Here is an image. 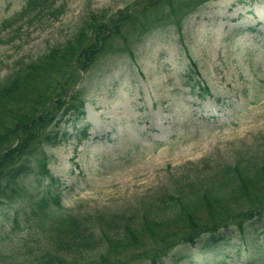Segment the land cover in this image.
<instances>
[{
  "label": "rangeland",
  "instance_id": "obj_1",
  "mask_svg": "<svg viewBox=\"0 0 264 264\" xmlns=\"http://www.w3.org/2000/svg\"><path fill=\"white\" fill-rule=\"evenodd\" d=\"M135 1L57 0L17 17L26 0H0V80L69 38L90 13ZM189 57L209 88L201 96L187 77ZM83 86L86 116L63 124L62 142L47 149L56 181L28 178L33 195L47 196L54 208L52 198H60L50 219L130 214L162 191L254 162L264 157V0L210 1L185 19L181 35L171 25L156 28L134 56L102 59ZM34 200H0V264H38L50 228L48 218L26 219ZM229 234L213 250L177 247L166 263L183 255L182 264H245L253 252L238 232ZM247 234L264 243V220Z\"/></svg>",
  "mask_w": 264,
  "mask_h": 264
},
{
  "label": "trees",
  "instance_id": "obj_2",
  "mask_svg": "<svg viewBox=\"0 0 264 264\" xmlns=\"http://www.w3.org/2000/svg\"><path fill=\"white\" fill-rule=\"evenodd\" d=\"M217 0H138L114 13H90L77 30L0 80V200L34 196L27 216L48 218L47 247L38 264H182L165 258L182 245H201L202 251L239 233L253 252L245 264H264V243L247 232L264 220V157L224 166L215 176L195 178L187 187L162 191L150 205L130 214L86 217L69 213L50 219L61 208L60 198L33 195L28 178L51 176L47 149L67 134L62 125L86 116L84 76L109 55L134 56L139 40L165 24L182 34L185 19ZM57 0H26L20 13L52 8ZM10 24L4 21L2 26ZM2 38L0 36V43ZM187 77L208 91L195 60L188 58ZM89 137L88 126L82 130ZM2 203V201H0ZM32 213V214H31ZM43 223V222H42Z\"/></svg>",
  "mask_w": 264,
  "mask_h": 264
}]
</instances>
